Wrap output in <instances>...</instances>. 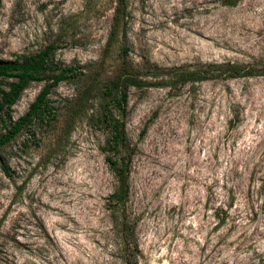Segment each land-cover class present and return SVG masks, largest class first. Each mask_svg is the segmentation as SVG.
I'll list each match as a JSON object with an SVG mask.
<instances>
[{"label": "rangeland", "instance_id": "374dc122", "mask_svg": "<svg viewBox=\"0 0 264 264\" xmlns=\"http://www.w3.org/2000/svg\"><path fill=\"white\" fill-rule=\"evenodd\" d=\"M222 2L123 0L110 37L118 0H0V61L54 46L45 76L75 69L0 151V264H122L123 238L136 264L263 263L264 0ZM105 113L124 124L123 215Z\"/></svg>", "mask_w": 264, "mask_h": 264}, {"label": "trees", "instance_id": "16d2710c", "mask_svg": "<svg viewBox=\"0 0 264 264\" xmlns=\"http://www.w3.org/2000/svg\"><path fill=\"white\" fill-rule=\"evenodd\" d=\"M239 0H223L222 4L227 7H234L238 4ZM123 12V0H118L117 7L115 9L116 17L115 23L112 27L110 37H113L118 29L119 16ZM55 51L54 46L47 47L44 51L30 56H17L13 61H0V82L5 80H11L6 85V88H0V121L4 125L6 133L0 137V151L1 149L12 141L34 118L40 114L47 112V96L50 94L51 89L56 87L62 81H65L75 75V69L59 68L54 71H58L57 74L45 76L50 70L48 67L49 60L52 53ZM222 67H216V71L221 73ZM225 70L223 73H228ZM182 77H185L189 81H202L207 80L208 76H205L203 72H186L181 73ZM220 75V74H219ZM42 80H49L51 84L45 86L41 93L37 96L36 100L30 105L27 113L22 116L18 121H12L10 113L11 108L18 101L21 93L34 82ZM120 84L135 85L136 80L131 73H123L120 77ZM126 95L122 93L118 99L114 100L117 107H122L126 103ZM103 121L108 123L112 130V138L108 143L107 150L110 155L106 157L109 168L114 173L118 187L108 197V207L112 209L113 213L124 214L123 206L124 201L128 195L127 187V161L123 154V150L126 146V137L124 132V124L121 120L114 118L111 114L105 113L103 115ZM8 123V124H6ZM121 224L124 228L125 221L121 219ZM38 229L45 232L41 224ZM125 237V236H124ZM124 248L121 249V262L122 264H136L137 257L140 254L136 245L130 243L129 240L123 238ZM264 264V261L263 263Z\"/></svg>", "mask_w": 264, "mask_h": 264}]
</instances>
